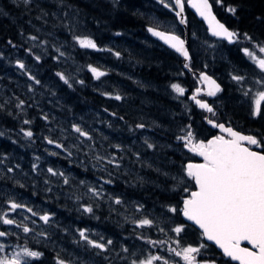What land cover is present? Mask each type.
Instances as JSON below:
<instances>
[{
    "label": "trees",
    "instance_id": "1",
    "mask_svg": "<svg viewBox=\"0 0 264 264\" xmlns=\"http://www.w3.org/2000/svg\"><path fill=\"white\" fill-rule=\"evenodd\" d=\"M210 2L213 3V11L217 18L231 31L237 32L238 37L234 39L233 44H227L221 41L217 42L216 40H214V38L210 39V37L205 33L206 30L203 24L199 20H197L192 12L185 6L184 14L186 16V24L188 30H186V34L188 37V47L191 52V59L188 63V66L195 70H206V72L212 73L211 75L215 76L221 84L223 90L221 89V93L219 92L220 96L217 95V99H215L213 102V105L215 107L214 112L216 114L211 113L209 116L211 117V119H214L216 122L220 121L227 125H232L234 127H237V124H240L242 126L247 122L250 123V126H252L253 123H261V126L257 127V129L261 132V134L264 135V111L254 119L252 111L250 109L251 97L254 96L255 93H257V90L262 87V84L257 83L256 80L257 78H261V80H264V71H260L258 73L257 67L253 64L254 61L244 52V49L247 48L255 55L261 54L259 52V47L264 46V0H221L220 3H216L215 0H210ZM3 4L5 5H0V8L4 12L6 11L5 13L7 17L4 18L0 16V51L2 47L7 48V46L5 45L6 39H10L12 41V38L15 37H20L19 39H23L25 48H29L30 43L24 38L25 36L30 34L32 36H36L37 38L39 37V40L43 39L42 44L46 47V50H44L43 53H38L36 50L33 51L35 53L34 55H41V59L39 61H35V69L36 71H38V73L36 74L38 75L40 86L38 88L36 87L30 89L32 95L28 94L24 89H22V91L26 95V97H22L21 95H19L20 100L24 101L23 107L27 106L29 108L30 115L35 113L38 117V120L35 122V124H31V127L33 128L32 130H34V134L41 135L44 131L48 132L46 128L48 125H50L49 122H46L47 120L41 122L40 119H44L43 113L45 112L52 119V121L59 117V113L55 111L56 105H59V109L64 110L63 106L69 109L70 112L77 115L82 124L86 125L87 123V127H89L90 129H97V126L100 122L101 117L99 116V113H97L100 100V97L98 95L99 91L97 89L98 83L90 81L92 80V73L87 70V67L89 65L94 64L96 54H94V52L90 49L81 48L78 42L74 39L75 36L90 37L96 41L98 46H102L104 42L106 43L107 41H110L117 32H122L123 35L122 38H116L123 39L124 37H128L129 39H132L136 44H142L139 40L143 41L145 39V42H150V47L148 50L138 51L139 54H135V57L131 58L133 61L131 67L132 70L134 69L135 74L132 77L141 78L142 76L143 80L146 82V84L142 86L143 88L146 87V89H140L139 87L141 86L135 87L136 85L132 84V82V87L128 84L130 86V89L133 91V94H130L129 99L126 97L128 96V94H124L123 96L127 98L126 102L136 101V106L133 105L134 109L132 110L131 104L129 107H127V110L129 112H132L134 115L128 113L132 115V117H129L130 121L122 123V128L124 131V129L128 126L130 129L131 127L134 128L140 124H144V127H147L148 125L154 139L153 147L150 148L155 154L154 156H152V159L155 162L153 168L148 169L147 171V173H149V177H147V179L141 178L140 174L144 170L141 169V165L137 162V165H134V167H136L135 169L137 175L135 176L136 178L133 177L131 180H133L139 186V188L137 189L138 191L147 192V195L151 197L153 203L157 201L159 202L161 199L165 198V194H163L162 191H158L156 186L162 184L163 186H165V188H167V185L169 184V187H173L176 183V180L172 178L174 176L184 174L186 163L189 160H192L190 156L184 153V150H182L183 152L177 151L178 147L176 148L175 142H184L183 140L177 139V137L186 135L189 127L193 133L194 142L198 140H204L206 142V140L208 139L207 134L211 133L210 128L206 125V123L203 122L204 120H201L205 115L204 111H198V109H195V106L192 105L188 100V95L196 86L195 80L192 79L193 77L190 76L191 74H189L184 68L178 66L179 63L181 65L182 60L178 58L177 55H175L171 51L169 52V50L167 49L165 50L164 47H162L160 44H157V42L152 40L147 34L146 29L148 26H155L158 28L164 26L155 25L154 23L149 21L147 19L149 18V16L148 14H145L146 12H144V10L154 11L162 19L167 18L166 21L170 26H172L176 22L174 20L175 17L173 13L167 11L164 6H162L164 7V10L154 9V5L149 0H27V2H25V0H3ZM16 5L18 7H16ZM229 8H235V13L229 12ZM32 9L34 11H32ZM27 23L29 25L33 24L34 27L31 28ZM41 23L43 26L41 25ZM45 23L50 27L48 25H45ZM18 31H21L23 35H19ZM44 31L49 33V38L47 37L48 39L43 37L45 34ZM182 32L183 30L181 29L180 33ZM197 33H201V35L204 36V38L206 39L205 44L207 45L206 50L199 53H196L193 49V42H195V39L197 38ZM245 34H247V37H251V39L246 38ZM52 36L57 37V39L59 40L65 39L64 41L69 42L71 47H73L72 53H70V56L67 57L69 59H57V57H59L58 51L52 49L48 43L49 41H47ZM73 40H75V43L73 42ZM92 52L93 54H91ZM70 65L72 67H70ZM171 66L176 69L175 73H169L170 70L168 69V67ZM65 67H67V69ZM121 67H123V64H121ZM136 67L138 69V73H135ZM148 67H150L151 70H148ZM129 69H127L125 73H128ZM158 69H160L161 71L163 70L165 73L160 75L159 73H157V71L155 72V70ZM182 70L184 71V73H179ZM247 70L249 71L247 72ZM237 71H244V73L246 72L245 78H247L248 81L238 83L236 80H234L233 74L237 73ZM255 71L258 74H255ZM71 72H73L74 74ZM57 73H63L68 78L69 83L65 84L64 81L61 80L57 75ZM172 74L174 75V77H172ZM49 79L52 82L48 83L46 87V89L48 90L45 91L42 88L41 83L45 87L46 81H49ZM4 80H7V78H3L2 74L0 73V83L2 84ZM125 80L126 78L123 77L122 83L125 82ZM80 81H83L84 83L79 84ZM171 82H179L178 84L185 89L186 92L183 95H186V97H184L183 100L181 98L177 99L172 97L173 93L175 95H177V93L171 90ZM94 83L95 85H93ZM22 84H30V82L27 81V83ZM69 84L71 85V88L69 87ZM165 85L167 86L166 92L168 93V98L166 96H163L161 93H154L153 91L148 89L152 87L163 90L162 87ZM239 86L241 88H239ZM50 90H52L53 92ZM35 92H39L41 93V95L38 97ZM238 92L240 94H238ZM245 92H247L248 95H245ZM36 99L39 102L35 103V105H40V108L34 107L35 105L32 104V102H35ZM110 99L111 98L106 100V102L110 104L114 103V98H112L111 100ZM5 107L6 108H2V105L0 104V133H3V135H0V157H4L6 159L11 157L12 155V157H14L12 158V161L13 159L18 158V161L20 162V164H22L20 165V167L26 165V171L29 172L28 166L29 164H31L30 159L32 158V154L30 152L31 146L25 147L24 145H21L22 143H24L23 139L27 137L22 138L20 136H14L10 133L12 132V130L18 131L19 119L17 120V117L13 115L14 112L10 111L12 108L11 104H8V106ZM147 110H150V112L152 113L151 116L147 114ZM201 112L204 114H202ZM15 120L18 122H16ZM250 126H247V128L250 129ZM43 127L45 128V130H42L44 129ZM237 128L242 129L240 127ZM61 130L62 128L55 133L59 134ZM176 135L177 137L175 138L174 136ZM163 137L165 141H163ZM15 139L19 142L15 141ZM8 140L16 145H12ZM166 140L169 142V149L166 148L165 144L168 143ZM138 147L140 149V152H146L145 149L141 146ZM156 155L158 156L155 157ZM26 158L27 160H25ZM64 161L61 162L65 164L66 161ZM61 162L60 160H58V162L56 161L55 163L57 165H60ZM13 163L16 165V167L18 166L17 160H15ZM36 163L37 162L35 161V164ZM2 168L6 171H9V169H12V171H14L15 169L17 170V168H10V166L8 165L0 166V171L2 170ZM157 169H161L163 173L169 174V182L165 180L166 178L163 177L162 172L158 171ZM63 173L64 175H66L64 171ZM58 179H56L55 181L61 180ZM173 180L174 183H172ZM0 183L2 182L0 181ZM62 189L63 188L61 187L58 188L57 194H54V197L57 198V200H55L54 202L56 205H60L59 199L61 198L60 194H62ZM173 196V194H171L170 196H166L169 199L170 204L173 203ZM69 219L70 218L56 220H61L59 224L62 225L63 223L65 224L64 226L68 227L69 230H67L66 232H68L69 234L75 233V230L78 231L77 229L79 228H86L87 224L94 225L100 228L99 230H106L108 228L110 229V225L112 223L110 220H108V218L93 219L88 221V223L85 220L83 221L82 218L76 217L75 215L73 216V219ZM133 221L136 220H129L128 223L123 224V222H120V220H118L117 222H119V224L117 223L115 226H117L118 229H121V232H123V230L134 231L135 229L139 231L141 228H144L141 227L139 229L136 224L133 223ZM105 222H107V224ZM166 223V220H162L161 217H158L157 221H154L153 226H147V229L150 231L156 230L157 232H159L161 227L165 226ZM112 224L114 225V223ZM63 234L64 232H60V235ZM66 244L69 247V250L72 249L76 254L81 255L82 246L78 247V245H81L80 242ZM210 247L215 253H217V249L214 246ZM64 257L65 258L63 259L67 260L68 254L64 255ZM38 263L56 264L55 252L51 253L50 258L48 259L35 260L30 264Z\"/></svg>",
    "mask_w": 264,
    "mask_h": 264
},
{
    "label": "flooded vegetation",
    "instance_id": "2",
    "mask_svg": "<svg viewBox=\"0 0 264 264\" xmlns=\"http://www.w3.org/2000/svg\"><path fill=\"white\" fill-rule=\"evenodd\" d=\"M19 38L20 37L12 38V41L10 39L5 40V45L7 46L8 51H6L7 48H4V47L1 48L0 54L2 56L1 55L0 56L3 59V61H5V63H6L5 68H7V69H5V71L8 72L9 75L14 76L13 70L15 71L17 69H20L16 64V61H17L16 58L20 57V58H22V62L25 64V69L23 70V73H26L27 76H29V77L35 75V77L38 80V76L36 74L37 72L33 73V71H36V69H35V66H36L35 65V60H36L35 57H36V55H34L35 53L33 52L35 49H33L34 47H31V43L33 41H31V42L28 41L30 43L29 44L30 47L25 48L24 47L25 44L23 42V39H19ZM36 41L37 40H35V42ZM69 45H70V43H68L66 46L62 45V48L63 49L68 48L70 50V52H72L73 47H71V45L70 46ZM29 49L31 51H29ZM103 53L104 54L99 52L97 54L96 52H94V54H96V56H98V61L101 62L103 65L99 69L101 71H104L107 74V76L105 75V77H104L105 79L103 77H101L100 81L98 83V88L100 89V90L98 89L99 90L98 95L100 97V100H99V106H98L97 111H98L101 119L99 122L100 125L98 124V128L99 127L100 128L98 129L99 133H98L97 138H95V136L88 131L90 136H91V140L94 141L95 146H98V151L96 152L95 149H89L88 152L86 153V156H87L86 162H96L95 157H97V156L102 157V159H100V162L103 161V163H104V164L101 163V165H102L101 167L104 169V173L102 174L101 171L99 169H97L96 167L86 168L84 170L83 178H85L86 180H88L92 183L91 184L85 183V185H84V190H85L84 198L82 200H80V199L75 197V194H74L75 191L72 189L73 184H71L69 182L68 184H66V186L61 191L62 194H61V198L59 199L60 205H56L54 202H55V200H57V198H55L49 190V183L48 182L50 180L48 181L47 178L45 176H43L42 174H37L35 172H31V171H34L33 166L31 164H29V168H31V169L27 173L26 177H24L23 172L26 171L25 168L27 166L23 165L22 170H20V171L17 170L18 172L21 173L20 184L15 185L14 182L11 180H10L11 185L6 184L5 181H1L2 183H0V185H1L0 186V214L2 212H7L8 214H11V215L13 214V212L8 211L9 206H7L8 204L6 203L7 200H6L5 194L10 192V191L12 193L14 192L17 200L25 199L26 202L28 203V204L26 203V206L32 208L33 211L37 213L36 216H32L31 213L27 212L26 208L25 209H18L19 212L25 213L29 217L28 220L31 218L32 221H35V223H32V225L30 227L31 229H33V231H31L29 233H24L22 231V228L17 227V225L15 226V224L14 225H4V224L0 223V231H4V232L6 231L8 233H11L10 235L6 236V240H4L5 237H0V244H3L4 246H7V245L10 246V242L13 241L14 239L17 240L18 242H24L25 241V242H27L28 248H32V249H35L36 251L43 253V255L39 258H32L30 260V263H32L35 260L48 259V258H50L51 253H54L55 252L54 250H56V249H53L50 246L45 247V245H43L42 243L43 242H50V240L54 239V237L56 235L49 232V234L40 236V233H37L34 230L35 226L45 225L43 223V221H41V220L39 221L40 215L49 214L51 216V220H50L49 224H47V226H49L50 229H55L57 219H68V218H70L69 220H71V219H73L74 215L76 217L82 218V220L83 221L85 220L87 223L90 220L99 219V218L103 217L105 219L108 218V220H110L112 223H114V225L111 223L112 226L110 225V229L99 230L100 228H98L94 225H88V224H87L86 228H84V229H88V235L91 239L100 240V238L102 237L103 240H100V242H106L107 240L111 239L113 241V244L108 246L106 251H102L100 249L91 247L85 241L82 240V253H81L80 259L74 260L73 259L74 256H72V258H71V255L69 254L68 255L69 260L67 259L66 261H71L72 264H74V263L75 264H81V263L82 264H102L101 261L103 262V264L104 263L105 264H131V261L133 259L143 260V259L148 258L149 255H156V256L164 257V259H167L169 264H185V261H183V259L181 257L176 256L174 252L170 251V249L174 248L177 251H179L183 247H187L189 245H191L193 247H198L201 243H204V244H206V247L201 250V253L199 255H197L198 261H201V262L207 261L208 264H211V262L213 260L215 261V264H238L237 262L233 261L231 258L224 256L218 250H217V253H215L212 250V248L210 247V246H214V245L207 243L204 240V238L201 234V231H199L196 227H194V225H192L190 222H188L187 219H185V217L179 211L183 207L182 200L184 198H186L190 194L191 191L197 190L196 186H195V181L192 180L190 177H187L186 170H184V172H185L184 174L177 175V176H174L172 178V179L176 180V185H174L173 187L169 188V184L167 185V188H165V186H163L162 184H160L159 186H156L158 191H162L163 194H165V198L161 199L159 202L157 201V202L153 203V200L151 199V197H149V195H147V192H140L137 190L139 188V186L133 180H131L133 177H135L137 175L136 174L137 172L135 169L136 167H134V165L137 162H139L137 157H140V159L142 158L140 160L142 162V165L140 167L144 171L140 174V176H141V178H145V179H147V177H149V175H148L149 173H146V172L148 171V169L153 168L152 156H154L155 154L152 152L153 150L150 147H148V145L149 144L153 145L154 139H153V136L151 134L149 127H143V129L142 128L140 129V127L136 126V127H134L133 130H132V128H131V130L129 128H125L123 131L122 123L130 121L129 117H132V115H130L128 113L133 114L132 112H129L127 110V107H129L131 104V110L134 109L133 105L136 106V101L126 102V99L127 98L129 99V96H130V94L131 95L133 94V91L131 89L129 90V88H125V89H122L118 94H115V95H120L122 97L124 94L125 95L128 94V96H126L127 98L125 96L122 97V100L121 99L116 100L114 98V103H111V104H108L106 102V100H108L109 98L115 97V95H113V97H112L111 96L112 94L110 93L111 95L105 96L104 95L105 90L102 89V88H105L104 81L107 79L108 76L111 77V75H109V73H108L109 71L107 70L106 66H104V65L106 63L112 61V59L110 60V58L108 56V52H103ZM127 55L129 57H133V56L135 57V55L132 53L127 54ZM3 56H4V58H3ZM100 56H101V59H100ZM30 57H31V59H29ZM130 60L132 61L131 58H130ZM11 63L13 66L10 67L9 64H11ZM32 65H34V66H32ZM256 66H257V64H256ZM26 67H27L28 71H31V75H30V73H28L26 71ZM123 67H125V70H127L131 66L127 67L123 63ZM123 67H121V65H120V68H123ZM87 70L90 71L89 67H87ZM257 70H258V72L261 71L258 66H257ZM128 73L130 74V76L135 75L134 69L132 70V67L129 69ZM135 73H138L137 67L135 68ZM28 79H30V78H28ZM92 80L95 82V78H94L93 74H92ZM92 80H90V81L93 82ZM49 81L52 82L50 79H49ZM257 81H259L258 78H257L256 82ZM33 82H35V81H33ZM131 82L132 81H130L129 79L126 78L124 83L129 84L131 86ZM16 83H17V81H16ZM132 84H133V82H132ZM4 85H7L8 89L9 88L11 89V85L8 82V80H4ZM94 85H95V83H94ZM13 89H14V87H13ZM14 90L17 91L18 97H16V99L20 100L19 95H21L22 97H26V95L23 93L22 90H20V88H17ZM260 91H264V89L262 88ZM63 108L65 109L64 106H63ZM250 109H251L252 115H253L254 106L253 107L250 106ZM214 110H215V107H214ZM263 111H264V103H262V106H261V112H263ZM147 114L151 116L152 113L150 112V110H147ZM257 116L258 115H253L254 119L257 118ZM108 118H109V120H108ZM65 119H67L68 123L62 128L61 131L68 128L69 124L72 122V116L71 117H65ZM203 119H204V117H203ZM106 122H107V124H105ZM217 123H220V121H217ZM253 124H252V126H250V123H248V122L242 126L240 124H237V127H240L242 129H239V128L234 127V126L229 125V124L228 125L225 124V125L230 126L234 130L241 132L245 135L256 136L257 139L261 140V142H262L261 145L260 146L252 145L250 147L254 151H260V150L264 149V135L261 134V132L257 129V127L261 126V123H259V124L253 123ZM247 126H250L251 128L249 129V128H247ZM210 130H211V133L207 134L208 139L212 136H219L220 135V133L218 131L212 130V129H210ZM102 131H104V132H102ZM105 131H107V132H105ZM132 131H134V132H132ZM137 131H138V133H136ZM35 135L38 139L37 147L35 149H33L31 147V151H37V152H39V154H41L44 150L42 146L44 145V146L48 147L49 145L42 141V137L40 134H35ZM163 136H164V134H163ZM196 138H197V134H196ZM85 139H87V138H85ZM162 139H163V141H165L164 137ZM87 140H89V139H87ZM198 141H200V140H198ZM195 142H197V141H195ZM184 144H185V141L183 143L180 141L175 142V145L178 147L179 152L184 150L185 151L184 153L186 155L188 154V156H190L192 158V160H190L189 162H195V163L201 162L202 160L200 158H198L193 152H191L189 150V148L184 147ZM165 145H166V148L169 149V147H168L169 142ZM83 146H84V144H83ZM117 146H119L120 149ZM128 146L131 147L132 149H136L138 146H141L142 148L145 149L146 152H140V155L137 152H134V153L131 152V153L127 154L130 157V159L125 157L126 159L123 160L122 159V151L126 150V147H128ZM157 156L158 155H156L155 157H157ZM113 157L116 159L117 163L119 164V167H117L115 164L108 162ZM97 161L99 162V160H97ZM149 161H151V165L147 166ZM143 162H146V163L144 164ZM54 167H53V169L56 170ZM70 167H71L70 164H63V171L66 173V175H64V176H66L68 179L74 173L73 168L72 167L70 168ZM106 168L110 169L111 171L106 169ZM11 172H15V171H9V173H11ZM30 173L33 174L32 175L33 180H28V179L26 180V178L30 176ZM100 174H101V176H100L101 179L100 180L96 179L95 176L100 175ZM47 175L49 177V175H51V174H47ZM162 175H163V177L166 178L165 180H167L169 182V174L162 172ZM142 176H144V177H142ZM16 177L19 178L18 175ZM38 177H40V179H38ZM54 177L55 176L52 175V178H54ZM30 181L32 182L33 186L29 185ZM108 181H111V183H108ZM23 183L26 184V186H25L26 188L19 187ZM16 186L18 188H16ZM4 187H7L8 190L4 189ZM85 187L86 188L87 187H89V188L95 187L100 191L102 189V191H101L102 195L100 197H97V199H95L94 201H90L89 199H92L96 196H94L89 191V188L86 190ZM173 188H174V191H173ZM184 188H187L188 192H185L183 190ZM24 189H26V191ZM170 190H172V191H170ZM176 191H177L178 195L176 194ZM171 194L174 195L173 199H172V201H173L172 204L169 203V199L166 197L167 195L170 196ZM116 198L121 199L123 201V203L119 204V205L115 204L114 201ZM84 200H86V201H84ZM174 201H176V202H174ZM163 204H164V206H163ZM29 205H31V206H29ZM89 205L93 207V210H94L93 213H86L83 211L84 206H89ZM61 206H63V207H61ZM171 207H176L178 209V211L175 213L171 212L169 210ZM137 209H139V210H137ZM121 210H123V211H121ZM122 213H127V214L131 213V215L135 216L136 219H138V220L144 216L149 217L152 220L157 219L158 217H161V218L165 217L167 219L169 217H173V222L168 223L169 220L166 219L167 223L165 224V228L163 229L164 230L163 232H161V231L157 232L156 230L150 231V230L145 229V228H141L139 231H137V230H134V231L133 230H127V231L123 230V232H121V229H118V227L115 226L117 224L115 222V220H116L115 218H117V219L120 218V222H123L125 219L121 217ZM23 218H25V217H23ZM17 223L20 224L23 222L19 221ZM178 225H184V231L181 232L179 235H177L174 231H172V229H174ZM111 229H112V231H111ZM160 233H161V235H160ZM30 235H32V236H30ZM10 236H12V237L10 238ZM24 237H25V239H24ZM30 237H31V239H30ZM50 238H52V239H50ZM149 240H151V241H165L166 243L152 245V244L148 243ZM177 241H178V243H177ZM245 246L249 247L248 245H245ZM124 248L128 249L127 253H125L122 250ZM137 249H140L141 253L135 252V250H137ZM77 262H79V263H77ZM153 264H164V261L163 260L154 261Z\"/></svg>",
    "mask_w": 264,
    "mask_h": 264
},
{
    "label": "snow or ice",
    "instance_id": "3",
    "mask_svg": "<svg viewBox=\"0 0 264 264\" xmlns=\"http://www.w3.org/2000/svg\"><path fill=\"white\" fill-rule=\"evenodd\" d=\"M27 2V0H25ZM189 4L203 17L209 25V30L213 35L217 37L226 38L229 41L238 37V33L229 30L225 24L217 20L213 13V3L210 0H187ZM216 3H220L221 0H215ZM164 3V0H161ZM171 7L172 5H165ZM174 6L178 9L175 14L181 18V23L186 21L183 18V12L185 7V0H174ZM229 12L235 13V8H229ZM149 32L152 35L159 37L171 48L175 49L178 53L189 58V53L185 47V41L180 36L174 33L159 31L156 28H149ZM245 37L251 39V37ZM35 41L38 38L36 36L29 37ZM74 39L78 42L81 48L97 49L98 45L95 40L90 37L75 36ZM29 51H31L29 49ZM59 52V49H57ZM244 52L254 60L261 71H264V58L257 57L252 51L245 48ZM259 52L264 53V46L259 47ZM117 57L120 56L119 52H116ZM59 56H64L63 52H59ZM59 57H57L58 59ZM35 59L39 61L40 56H36ZM17 66L20 69H25V64L17 60ZM89 70L93 74L94 78L99 80L105 76L106 73L101 71L98 67L89 65ZM188 67V65H185ZM61 80L65 84H68V78L63 73H57ZM31 80L39 84L40 81L34 76L29 77ZM201 81L207 85V95L215 96L221 91L220 85L216 83L212 77L201 73ZM236 81L244 79L242 76H233ZM83 83V81H80ZM257 83L264 84V81H257ZM69 87L71 85L69 84ZM172 89L178 94H184L185 89L179 84H172ZM201 89H196V94L200 93ZM104 95H111L110 93H104ZM197 95H193V99L196 104L208 112L215 114L213 107L206 101L197 99ZM245 95H248L245 92ZM116 100L122 99L120 95H115ZM264 103V91H260L256 94L254 100L253 115L261 114V106ZM24 101L20 100L17 107L23 106ZM48 117L45 116L44 119ZM25 124L31 123L25 120ZM209 124H213L214 127L221 129L223 133H227V138L224 135L215 136L212 139L200 140L194 142V136L192 131H187L186 135L177 137V139L185 141L184 146L189 148L193 153L203 158L202 163H188L186 165V175L195 181L196 189L191 191L190 194L182 200L183 207L179 210L187 220L192 221L201 230V234L208 241H212L218 246L223 255L230 257L232 260L239 261V264H264V149L260 151H254L250 146L261 145V140L257 139L254 135H244L238 131H235L231 127H226L224 124H215L212 120H208ZM138 127L143 128L144 125L140 124ZM75 133L79 136L85 137L91 140L89 132L84 131L79 125H72ZM3 135V133H0ZM26 137L31 138L33 132L31 130L24 131ZM49 144H56V147L63 148V144H58L52 139H48ZM119 147V146H117ZM148 147H153L149 144ZM56 153H53L55 155ZM71 155V152H68ZM97 160L102 157L97 156ZM119 167L116 159L113 157L108 161ZM36 165H33L35 170ZM12 171V169H9ZM47 171L53 175H59L64 178V183L68 184L69 180L64 176L63 172L57 173L53 168H48ZM81 183H84L81 181ZM111 183V181H108ZM188 192L187 188L183 189ZM89 191L96 197L102 195L101 191L95 187L89 188ZM8 211L15 212L18 209H25L32 216H36L37 213L32 208L27 207L25 204L17 203L15 200H9ZM115 204H122L123 201L116 198ZM142 207V206H141ZM139 210V209H137ZM175 213L178 211L176 207L169 209ZM83 211L86 213H93L92 206H84ZM28 219V217H25ZM39 220L44 224H49L51 216L44 214L39 216ZM0 223L4 225H14L21 227L24 233H29L33 229L29 228L27 224H18L16 220L9 218L8 213L0 214ZM35 223V221H32ZM137 227L153 226L154 221L147 217L133 221ZM161 232L164 230L161 228ZM177 235L184 231V225H178L172 229ZM80 239L85 241L93 248L106 251L108 246L113 244L111 239L106 242H100L103 240L91 239L88 235V229H79ZM11 233L0 231V237H5ZM40 235H46V233H40ZM244 242H247L251 247L242 246ZM148 243L152 245L164 244L165 241H151ZM178 243V241H177ZM4 245L0 244V252L4 251ZM206 247V244L201 243L198 247L191 245L183 247L177 251L172 248L170 251L174 252L176 256L181 257L185 264H208L207 261H198L197 255L201 253V250ZM125 253L128 252L127 248L122 249ZM43 253L39 251H32L27 247H23L19 252H15L10 258L8 256L0 257V264H29V261L25 258H39ZM163 260L164 264H169L164 257L149 255L148 258L143 260L133 259L131 264H153L154 261ZM57 264H71V261L64 259H57ZM211 264H215L213 260Z\"/></svg>",
    "mask_w": 264,
    "mask_h": 264
},
{
    "label": "rangeland",
    "instance_id": "4",
    "mask_svg": "<svg viewBox=\"0 0 264 264\" xmlns=\"http://www.w3.org/2000/svg\"><path fill=\"white\" fill-rule=\"evenodd\" d=\"M0 1H2L1 3H0V5H4V4H2L3 3V0H0ZM149 1H151L152 2V4L154 5V8L155 9H157V10H163V8H161L162 6H164V3H167V4H169V5H172V0H164V3H161V0H149ZM157 2V3H156ZM157 4V5H156ZM0 16H2V17H7L6 16V13L0 8ZM144 12H146L145 14H148V16H149V18H147L149 21H151L152 23H154L155 25H159V26H164V27H161V28H163L164 30H167V31H170V32H173V33H176V34H178V35H180L181 37H183V34L182 33H180V30H181V28H179V26L177 27V23L175 22L172 26H170L168 23H167V21H166V19H162V18H160L154 11H146V10H144ZM157 21V22H156ZM28 24V23H27ZM153 24V25H154ZM29 25V24H28ZM31 28L32 27H34V25L32 24V25H29ZM18 33H19V35H23V33L21 32V31H18ZM44 33L46 34H44V36H45V38H47V36H49V33L48 32H45L44 31ZM122 35H123V33L122 32H117L116 34H115V36L114 37H112L111 38V40L110 41H107L106 42V44L104 43L102 46H98V48L99 49H101V47H102V50H100L99 52H101V53H103V52H108V56H109V58L110 59H112V61H110V62H108V63H106L104 66H106V68H107V70L109 71V70H111V71H109V73H111V74H109V75H111V77H109V78H107L105 81H104V85H105V88H102V89H104L105 90V93H111L112 95L111 96H113V95H115V94H117L118 92H120L122 89H125V88H129V90H130V86L128 85V84H126V83H122V79H123V77L124 78H127V79H129L130 81H132L133 82V84L135 83V85H136V87H138V86H141V87H139L140 89H142V90H145L146 89V87L145 88H143V86L142 85H144V84H146V82L143 80V78L141 77V78H137V77H132V76H129V74L128 73H125V67H123V68H120V65L121 64H125V66H131L132 64H133V61H131L130 60V58H132V57H129L127 54H139V52L138 51H144V50H148L149 49V43L150 42H145V40L143 41V43L142 44H136L132 39H129L128 37H124L123 39H120V38H122ZM32 35L30 34V35H27V36H25V40L26 41H30L31 42V39L29 38V37H31ZM116 37H120V38H116ZM52 39H49V40H47V41H49L48 43H49V45L51 46V48L52 49H54V50H57V49H59V52H63L64 53V56H59V58H67V57H69L70 55V53H72V52H70V50L69 49H63L62 48V45H67L69 42H67V41H64V40H59V39H57V37H51ZM115 38H116V40H115ZM29 39V40H28ZM42 41L43 40H39V39H37V41L35 42V41H33L32 42V46L34 47V49L38 52V53H43V51L44 50H46V47H45V45H43L42 44ZM63 41V42H62ZM115 41V42H114ZM117 41V42H116ZM140 41V43L142 42V40H139ZM58 44H57V43ZM145 42V43H144ZM205 42H206V39L204 38V36L203 35H201V33L199 34V33H197V38L195 39V42H193V49H194V51L196 52V53H199V52H201V51H204V50H206V48H207V45L205 44ZM35 43V44H34ZM112 43H113V45H112ZM35 46H34V45ZM53 44V45H52ZM107 44H109V45H107ZM128 44V45H127ZM147 44V45H146ZM108 47H110V49H109V47L107 48L106 46ZM115 45V46H114ZM53 46H55V47H53ZM112 46V47H111ZM116 47V48H115ZM36 48H40V49H36ZM57 48V49H56ZM112 49H114V50H112ZM91 51H93V52H96V53H98V51H96L97 49H90ZM104 50V51H103ZM110 50V51H109ZM58 52V53H59ZM115 52H119L120 53V55H122V56H119V57H117L116 55H115ZM112 53V54H111ZM1 55V54H0ZM153 55V54H152ZM151 55V56H152ZM2 56V55H1ZM257 57H259V58H264V53H261L260 55H256ZM134 57V56H133ZM16 58V57H15ZM67 59H69V58H67ZM127 59V60H126ZM252 59V58H251ZM16 60H20V61H22V58H20V57H17L16 58ZM124 60V61H123ZM253 60V59H252ZM98 61V56H96V58L94 59V64H92V66H94V67H96V66H98L99 68H101L103 65H102V63L101 62H97ZM130 61V62H129ZM254 61V60H253ZM96 62V63H95ZM120 63V64H119ZM128 63V65H126ZM98 64V65H97ZM253 64L256 66V63L255 62H253ZM9 66L11 67V66H13L12 65V63L11 64H9ZM6 67V63H5V61H3L2 60V58L0 57V73L2 74V77L4 78V77H6L7 78V80H8V82L10 83V85H11V89L9 88L8 89V87H7V85H4V81H3V83L1 84L0 83V104L2 105V108L4 107V108H6L5 106H8V104H11V110L10 111H13L14 112V116L15 117H17V119H19V122H18V131H12V132H10L12 135H14V136H22L23 138H24V131H27V130H31L32 132H33V130L31 129L32 127H31V124L32 123H35L38 119V117H37V115L34 113V114H32V115H30V111H29V108L27 107V106H21V107H17V106H15L17 103L19 104V102H20V100L19 99H16V97H17V91H15L14 89H17V88H21V89H23L24 88V90L28 93V94H30V95H32V93L30 92V89H32V88H38L39 86H40V84H36L35 82H33L31 79H28L29 78V76H27V74L26 73H23V70L24 69H17V70H13V74H14V76H11V75H9L8 74V72H6L5 71V68ZM257 67V66H256ZM148 70H151V68L150 67H148L147 68ZM168 69L170 70L169 71V73H175V68H173V66H171V67H168ZM114 70V71H113ZM26 71L28 72V73H30V75H31V71H28L27 70V67H26ZM157 71V73H159L160 75H162V74H164L165 72L162 70H160V69H158V70H155V72ZM5 72V73H4ZM37 71H33V73H36ZM179 73H181V74H183V72L182 71H180ZM233 74V73H232ZM34 75V74H33ZM35 76V75H34ZM233 76H242V77H244V79L243 80H241V81H237L238 83H242V82H244V81H248L247 80V78H245V74H244V72L243 71H237V73H234L233 74ZM172 77H174V75L172 74ZM259 81H264V80H261V78L260 79H258ZM16 81H17V83H16ZM27 81L28 82H30V84H25V85H23L22 83H27ZM32 81V82H31ZM99 81H100V79L99 80H97V79H95V82L96 83H99ZM22 82V83H21ZM50 81H46V86L44 87L43 86V84L41 83V86H42V88L45 90V91H47L48 89H46V87H47V85H48V83H49ZM174 83H176V84H178L177 82H171V84L170 85H172V84H174ZM22 84V85H21ZM261 84V83H260ZM128 85V86H127ZM169 85V86H170ZM241 86V85H240ZM240 86H239V88H240ZM13 87H14V89H13ZM27 87V88H26ZM132 87V86H131ZM171 87V86H170ZM119 90H118V89ZM264 89V84H262V87L259 89V90H257V93L258 92H260V90L261 89ZM148 89H150L151 91H153L154 93H161L163 96H166L167 98H168V93L166 92L167 90V86L165 85V86H163L162 87V89L163 90H159V89H156V88H152V87H150V88H148ZM171 90H173L172 89V87H171ZM115 91V92H114ZM173 92H175L174 90H173ZM186 92V91H185ZM184 92V93H185ZM36 93V95L39 97L40 95H41V93H39V92H35ZM176 93V92H175ZM256 93V94H257ZM127 94V93H126ZM172 94V93H171ZM256 94L254 95V96H252L251 97V101H250V105L253 107L254 106V100H255V98H256ZM173 98H177V99H184V97H186V95L184 96L183 94L181 95V94H178L177 93V95H175L174 93H173V96H172ZM35 99V98H34ZM15 100H16V102H15ZM4 101V102H3ZM8 101H10V102H8ZM39 101L36 99V101L34 102H32V104H34L35 105V103H38ZM13 103V104H12ZM17 104V105H18ZM34 107H37V108H40V105H35ZM55 108H56V112H58L59 113V117H57L54 121H52V119L48 116V114L45 112V113H43V117H45V116H47L48 118L47 119H43V118H41L40 119V121L41 122H43V121H45V120H47L46 122H49V124L50 125H48L47 126V130H48V132H44V133H42L41 135H42V141L44 142V143H47L49 146L48 147H46V146H44V147H46L45 148V151H43L42 153H41V155L39 154V152H37V151H30V152H32L31 154H32V158L30 159V162H31V164L32 165H34L35 164V161L37 162L35 165H36V168H35V173H37V174H42L43 176H45L46 178H47V180L49 181V190H50V192H51V194L53 195V196H55L54 194H57V189L58 188H64L65 186H66V184L63 182L64 181V178L63 177H61V176H59V175H56L54 178H52V175H49V177H48V175L47 174H50L48 171H47V169L48 168H53L54 167V165H57L55 162L57 161L58 162V160H60V162L62 161V160H66L67 162L65 163V164H70V165H72L71 167L72 168H74L73 170H74V173L71 175V177L68 179L69 180V182L71 183V184H73L72 185V189L75 191V197H77L78 199H80V200H82L83 198H84V184L85 183H92V182H90V181H88V180H86L85 178H83V174H84V170L86 169V168H93V167H96L97 169H99L100 171H101V173L103 174L104 173V169L101 167V164H100V160H99V164H98V162H97V159H96V157H95V160H96V162H86L87 161V156H86V153L88 152V150L89 149H95L96 150V152L98 151V146H95V143L92 141V140H87V139H85V137H81V136H79V134L78 133H75L74 132V130H73V128H72V125H74V124H76V125H79L84 131H89L90 133H96V134H98L99 133V130H98V126H97V129H90L89 127H87L86 125H84V124H82V122L80 121V119L77 117V115L76 114H74V113H72V112H70V110L69 109H67V108H65L64 110L63 109H59V105H56L55 106ZM67 110V111H66ZM73 115H72V114ZM70 115V116H69ZM72 116V122L69 124V126H68V128L67 129H65V130H63V131H61L59 134H55V132H58V130L59 129H61V128H63L67 123H68V121H67V119H65V117H71ZM25 120H27V121H30L31 123H29V124H25L24 123V121ZM85 127V128H84ZM87 127V128H86ZM50 129H52V130H50ZM57 130V131H56ZM96 130V131H95ZM21 134V135H20ZM93 134V135H94ZM95 134V138H97V136L98 135H96ZM26 137V136H25ZM46 137V138H45ZM78 137V138H77ZM5 139V138H4ZM26 139V140H25ZM48 139H52V140H54V141H56V143H60V144H65L64 145V147L63 148H58V147H56V144H49L47 141H48ZM6 140V139H5ZM30 140V141H29ZM34 140V141H33ZM59 140V141H58ZM138 140V139H137ZM9 141V140H8ZM15 141H17V142H19L18 140H16L15 139ZM23 141H24V143H22L21 145H24L25 147L26 146H31L33 149H35L36 147H37V141H38V139H37V137H36V135L35 134H33V136L29 139V137H27V138H24L23 139ZM26 141V142H25ZM10 142V141H9ZM28 142V143H27ZM64 142V143H63ZM12 145H16V144H14L13 142H10ZM32 143V144H31ZM81 143V144H80ZM69 146H67V145ZM83 144H84V146H83ZM42 146V147H43ZM70 147H71V149H70ZM97 147V148H96ZM177 148V147H176ZM62 149V150H61ZM23 151V150H22ZM178 152H179V149L177 150ZM67 152H71V155H68V153ZM131 152H137L139 155H140V149H139V147H137L136 149H132L131 147H126V150H124V151H122V159L124 160L125 159V157L126 158H128V159H130V157L127 155V154H129V153H131ZM14 153H15V151H14ZM46 155H45V154ZM53 153H56L55 155H53ZM35 154V155H34ZM44 154V155H43ZM60 154V155H59ZM126 155V156H125ZM10 156V155H9ZM35 156V157H34ZM74 156V157H73ZM39 157V158H38ZM63 157V158H62ZM73 157V158H72ZM12 158H14V157H9V158H4V157H0V166H5V165H8V166H10V168H17V170H19V166L21 165L20 164V162L18 161V158H16V160L19 162L18 163V167H16L15 166V164L13 163V161L15 160V159H13V161H12ZM66 158V159H65ZM70 158V159H69ZM137 159H138V163L140 164V165H142V162L140 161V157H137ZM42 160V161H41ZM52 160H53V162H52ZM82 160V161H81ZM41 161V162H40ZM45 161V162H44ZM42 162H43V164H42ZM154 160H152V165H154ZM10 163H12V164H10ZM62 163V164H61ZM60 163V165H57V166H55L54 168L56 169L55 171L57 172V173H59V172H62L63 171V162H61ZM144 164L146 163V162H143ZM74 164V165H73ZM148 165H151V161H149V163L147 164V166ZM7 167V166H6ZM5 167V168H6ZM21 169L20 170H22V167H20ZM81 168V169H80ZM2 170H3V168H2ZM0 171V181H5V183L6 184H9V185H11L10 184V180L11 181H13L14 182V184L15 185H18V184H20V181H21V178H20V175H21V173L20 172H18L17 170H15V172H16V174H15V172H11V173H9V171H6V170H4V172L3 171ZM28 170H30L29 169V166H28ZM158 171H161V169H157ZM6 173V174H5ZM13 173V174H12ZM28 173L27 171H25V172H23V174H24V177L26 176V174ZM4 175V176H3ZM19 176V178L18 177H16V176ZM33 174H31L30 173V177H27L26 179H28V180H33V178L31 177ZM100 176H101V174L100 175H96L95 176V178L96 179H98V180H100L101 178H100ZM58 178H60L61 180L60 181H55L56 179H58ZM71 178H73V179H71ZM83 178V179H82ZM77 179H79V180H77ZM75 181H77V182H75ZM81 181H83L84 183H81ZM18 182V183H17ZM80 182V183H79ZM25 186H26V184L25 183H23L22 185H20V187H23V188H25ZM48 187V186H47ZM56 187V188H55ZM52 188V189H51ZM89 187H85V189L87 190ZM4 189H6V190H8V188L7 187H4ZM3 189V190H4ZM83 190V191H82ZM101 191H102V189H101ZM5 197H6V200L7 201H9V200H15L16 202H18V203H21V204H25L26 205V200L25 199H20V200H17L16 199V196H15V193L13 192H8V193H6L5 194ZM59 199V198H58ZM95 199H97V197H94V198H92V199H89L90 201H94ZM29 206H31V205H29ZM61 207H63V206H61ZM121 211H123V210H121ZM2 213H6V212H2ZM1 213V214H2ZM17 213V214H16ZM18 214H20V215H18ZM24 217H28L25 213H23L22 214V212H19L18 210H16L15 212H13V214L11 215V214H8V216H9V218H12V219H14V220H16L17 222L18 221H22L24 224H27V226L30 228L31 227V225L30 224H32V220L31 219H24L23 218V216ZM12 216V217H11ZM16 218H15V217ZM121 217L122 218H124L125 220L123 221V224H126V223H128L129 222V220H138V219H136V217L135 216H132L131 215V213L130 214H127V213H122V215H121ZM143 218H145V216L144 217H142L141 219H143ZM147 218H149V217H147ZM20 219V220H19ZM22 219V220H21ZM149 219H151V218H149ZM167 218H162V220H166ZM26 220V221H25ZM120 220V219H119ZM140 220V219H139ZM167 220H169L168 221V223H172L173 222V217H169ZM61 220H58V221H56V227H55V229H50L49 228V226H47V224H45V225H38L37 227L35 226V228H34V230L36 231V232H38V233H46V234H49V232H51L52 234H54V235H56L55 237H54V239H52V240H50V242H43L42 244L43 245H45V246H52V248L54 249H56V250H54L55 251V262L57 263V259L59 258V259H63L64 258V256L63 255H65V253L66 254H70L71 256H74V258L76 259V260H79V258H80V256L81 255H78V254H76L75 252H74V250H72V249H70L69 250V247L67 246V244L66 243H79L80 242V244L81 245H78V247H81L82 246V242H81V239H80V236H79V232L78 231H76L75 230V233H72V234H69L68 232H66L67 230H69L68 229V227L67 226H64V225H59V222H60ZM154 221H157V219H154ZM55 223V222H54ZM168 225V224H167ZM41 227V228H40ZM33 228V227H32ZM78 228V227H77ZM139 229L141 228V227H138ZM144 228L145 229H147V226H144ZM162 229H164L165 228V226H163V227H161ZM58 229V230H57ZM80 229V228H79ZM79 229H77V230H79ZM50 230V231H49ZM136 230V229H135ZM60 232H64V234L63 235H61L60 236ZM160 235H161V233H160ZM30 236H32V235H30ZM58 238H60V239H58ZM68 238V239H67ZM64 239V240H63ZM67 239V240H66ZM63 241V242H62ZM65 242V243H64ZM24 243V244H23ZM50 243V244H49ZM56 243V244H55ZM48 244V245H47ZM65 244V245H64ZM23 247H27V242H18L17 240H13V241H11L10 242V246H5L4 247V251L3 252H0V257H3V256H8L9 258L15 253V252H19ZM28 248V247H27ZM60 248V249H59ZM30 250H32V251H36L35 249H32V248H29ZM78 249H81V248H78ZM65 251V252H64ZM71 251V252H70ZM62 252V253H61ZM135 252H138V253H141V251H140V249H137V250H135ZM143 253V252H142ZM59 255L61 256V257H59ZM73 258V259H74ZM25 259H27L28 261H29V264H30V260L32 259V258H25ZM74 259V260H75Z\"/></svg>",
    "mask_w": 264,
    "mask_h": 264
},
{
    "label": "water",
    "instance_id": "5",
    "mask_svg": "<svg viewBox=\"0 0 264 264\" xmlns=\"http://www.w3.org/2000/svg\"><path fill=\"white\" fill-rule=\"evenodd\" d=\"M172 4H173L172 13L174 14V17H175V19H176V22H177V23H178V24H179L184 30H186V26H187L186 22H185V23H181V18H180V17H177L176 14H175V12H176L178 9H176L175 6H174V0H172ZM185 5H186L187 8L192 12V14L195 16V18H196L197 20H199V21L203 24L204 28L206 29V33H207L210 37H212V38H214V39H216V40L224 41V42H226L227 44H232V43H233L234 40L229 41V40H227L226 38L217 37V36L213 35L212 32L209 30L208 22H207L203 17H201V16L199 15V13L196 11V9L193 8V7L191 6V4H189V3L187 2V0H186V4H185ZM169 8H171V7H169ZM184 9H185V7H184ZM213 13H214V11H213ZM214 14H215V13H214ZM215 16H216V15H215ZM183 18H184V20L186 21V17H185V15H184V12H183ZM216 18H217V16H216ZM217 20H219V19L217 18ZM219 21H220V20H219ZM220 22H221V21H220ZM221 23H222V22H221ZM149 28H154V27L149 26V27L147 28V31H148ZM156 29H157V28H156ZM157 30H159V31H164V30H160V29H157ZM229 30H230V29H229ZM164 32H166V31H164ZM170 33H172V32H170ZM148 34H149V36H150L153 40L159 42V43L162 44L165 48H167L169 51L175 53L179 58H181V60H182L181 65H182L183 67H185V65H187V63L190 61V59H191V55H190V51H189V47H188V37H187L186 34H185L183 37H181L180 35L174 33L175 35L180 36L181 39H183V40L185 41V47L187 48L188 53H189V58H188V59H186L184 56H182L180 53H178L175 49L171 48L167 43H165V42H164L163 40H161L159 37H156V36L152 35L151 32L148 31ZM187 69H188L189 72H192V70H191L190 68H187ZM201 73H204V74H206V75L212 77V79H214V80L216 81V83L220 85V83L217 81V79H216L215 77H213L211 74H209V73H207V72H205V71L197 72V76H198L197 88L201 89V91H200V93L197 95V94H196V89H197V88H195V89L193 90V93L189 96V99L192 101V103L196 106V108H197L198 110H202V111H205V112H206V115H205V117H204V120H205V122L207 123V125L209 126V128L212 129V130H216V131H218V132L220 133V135H224L225 137H227V133H223V132L221 131V129H219V128H217V127H214L213 124H209V123H208V120H211V119H209V115H210L211 112H208V111L205 110V109H201V108L196 104V102H195L193 99H191V97H192L193 95H197V99H200V98H199L200 96H205L207 99H200V100H202V101H206L208 104H210V101H211V100L217 95V94H216L215 96H208V95H207V90H208V89H207V85L204 84V83L201 81V79H200ZM220 88H221V85H220ZM210 105H211V104H210ZM211 106H212V105H211ZM212 107H213V106H212ZM212 121H213L215 124H224L223 122L217 123V122L214 121V120H212ZM224 125H225V124H224ZM225 126H226V127H230V126H227V125H225ZM231 128H232V127H231ZM235 131H236V130H235ZM240 133H241V132H240ZM242 134H243V133H242ZM244 135H245V134H244ZM213 137H215V136H212V137H210L209 139H212ZM209 139H208V140H209ZM194 154H195L198 158H200V159L202 160L201 162H197V163H202V162H203V158L200 157V156H198L196 153H194ZM188 163H195V162H187L186 165H187ZM185 219H187V218H185ZM187 221L190 222L192 225H194V227H196L199 231H201V230L199 229V227H198L197 225H195L192 221H189V220H187ZM203 238H204V237H203ZM204 240H205L207 243L214 245V246L217 248V250L220 251V252L223 254L222 250H221L218 246H216L214 242H212V241H208L206 238H204ZM245 245H248L249 247H251V245H249L247 242H244L242 246H245ZM245 247H247V246H245ZM229 258H230V257H229ZM233 261H235V260H233ZM235 262H237V263L239 264V261H235Z\"/></svg>",
    "mask_w": 264,
    "mask_h": 264
},
{
    "label": "bare ground",
    "instance_id": "6",
    "mask_svg": "<svg viewBox=\"0 0 264 264\" xmlns=\"http://www.w3.org/2000/svg\"><path fill=\"white\" fill-rule=\"evenodd\" d=\"M34 1H35V0H34ZM1 2H2V1H0V3H1ZM10 2H11V1H10ZM38 2H39V1H38ZM38 2H37V3H38ZM33 3H34V2H33ZM156 3H157V2H156ZM2 4H3V3H2ZM10 4H11V3H10ZM19 4H20V3H19ZM4 5H5V4H4ZM17 5H18V4H17ZM17 5H16V7L19 6V5H18V6H17ZM21 5H22V3H21ZM21 5H20V6H21ZM156 5H157V4H156ZM39 6H40V5H39ZM73 6H74V5H73ZM1 7H2V6H1ZM5 7H6V6H5ZM28 7H30V6H28ZM149 7H150V6H149ZM22 8H23V7H22ZM151 8H153V7H151ZM161 8H164V7H161ZM20 9H21V8H20ZM39 9H40V8H39ZM154 9H155V8H154ZM73 10H74V9H73ZM159 10H160V9H159ZM163 10H164V9H163ZM32 11H34V10L32 9ZM148 11L150 12V10H148ZM5 12H6V11H5ZM72 12H73V11H72ZM0 13H1V12H0ZM161 13H162V12H161ZM184 13H185V12H184ZM15 14H16V13H15ZM44 16H45V15H44ZM23 17H24V16H23ZM53 17H54V16H53ZM43 18H44V17H43ZM25 19H26V18H25ZM48 19H49V18H48ZM54 19H55V18H54ZM56 20H57V19H56ZM174 20H175V19H174ZM47 21H48V20H47ZM41 25H42V23H41ZM45 25H48V24L45 23ZM54 25H55V23H54ZM35 26H37V25H35ZM42 26H43V25H42ZM48 26H49V25H48ZM49 27H50V26H49ZM196 27H197V26H196ZM46 28H47V27H46ZM179 28H180V27H179ZM52 29H53V28H52ZM71 29H72V28H71ZM181 29H182V28H181ZM194 29H195V27H194ZM27 30H28V29H27ZM31 30H32V29H31ZM197 30H198V29H197ZM37 31H38V30H37ZM52 31H53V30H52ZM52 31H50V32H52ZM145 31H146V30H145ZM187 31H188V30H187ZM55 32H56V31H55ZM74 33H75V32H74ZM182 33H183V32H182ZM205 33H206V32H205ZM35 34H36V33H35ZM43 34H44V33H43ZM50 34H52V33H50ZM72 34H73V32H72ZM206 34H207V33H206ZM206 34H205V35H206ZM16 35H17V34H16ZM45 35H46V34H45ZM70 35H71V34H70ZM80 35H81V34H80ZM180 35H181V34H180ZM41 36H42V35H41ZM55 36H56V35H55ZM191 36H192V35H191ZM43 37H45V36H43ZM47 37L49 38V36H47ZM64 37H65V36H64ZM81 37H82V36H81ZM38 38H39V37H38ZM48 38H47V39H48ZM50 39H52V38H50ZM106 39H107V38H106ZM142 39H143V38H142ZM210 39H211V38H210ZM40 40H43V39H40ZM64 40H65V39H64ZM115 40H116V38H115ZM145 40H146V39H145ZM147 40H148V39H147ZM31 41H33V40H31ZM44 41H45V40H44ZM74 41H75V40H73V42H74ZM143 41H144V40H143ZM143 41H142L141 43H143ZM192 41H193V40H192ZM62 42H63V41H62ZM97 42H98V41H97ZM102 42H103V41H102ZM114 42H115V41H114ZM116 42H117V41H116ZM217 42H218V41H217ZM44 43H45V42H44ZM56 43H57V42H56ZM74 43H75V42H74ZM104 43H105V42H104ZM107 43H108V42H107ZM144 43H145V42H144ZM31 44H32V43H31ZM34 44H35V43H34ZM34 44H33V45H34ZM57 44H58V43H57ZM99 44H100V43H99ZM105 44H106V43H105ZM151 44H152V43H151ZM157 44H158V43H157ZM157 44H156V45H157ZM46 45H47V44H46ZM52 45H53V44H52ZM74 45H75V44H74ZM107 45H109V44H107ZM112 45H113V43H112ZM34 46H35V45H34ZM63 46H64V45H63ZM69 46H70V45H69ZM105 46H106V45H105ZM114 46H115V45H114ZM159 46H160V45H159ZM24 47H25V46H24ZM26 47H27V46H26ZM31 47H33V46L31 45ZM53 47H55V46H53ZM77 47H79V46H77ZM106 47H107V46H106ZM108 47H109V46H108ZM108 47H107V48H108ZM111 47H112V46H111ZM115 48H116V47H115ZM33 49H34V48H33ZM36 49H40V48H36ZM56 49H57V48H56ZM70 49H71V48H70ZM72 49H73V48H72ZM77 49H78V48H77ZM84 49H85V48H84ZM101 49H102V47H101ZM109 49H110V47H109ZM224 49H225V47H224ZM112 50H114V49H112ZM165 50H166V49H165ZM6 51H8V48H7ZM83 51H84V50H83ZM93 51H94V50H93ZM96 51H98V53H99L100 50H96ZM103 51H104V50H103ZM109 51H110V50H109ZM14 52H15V51H14ZM73 52H74V51H73ZM101 52H102V51H101ZM169 52H170V51H169ZM223 52H224V51H223ZM115 53H116V52H115ZM3 54H4V53H3ZM91 54H93V52H92ZM102 54H104V53H102ZM111 54H112V53H111ZM39 55H40V54H39ZM58 55H59V54H58ZM217 55H218V53H217ZM40 56H41V55H40ZM75 56H76V55H75ZM120 56H122V55H120ZM54 57H55V56H54ZM103 57H104V56H103ZM3 58H4V56H3ZM55 58H56V57H55ZM78 58H80V57H78ZM178 58H179V57H178ZM29 59H31V57H30ZM64 59H65V58H64ZM84 59H85V58H84ZM100 59H101V56H100ZM2 60H3V59H2ZM89 60H91V59H89ZM103 60H104V59H103ZM126 60H127V59H126ZM201 60H202V59H201ZM214 60H215V59H214ZM247 60H248V59H247ZM28 61H29V60H28ZM35 61H36V60H35ZM123 61H124V60H123ZM210 61H211V60H210ZM92 62H93V60H92ZM129 62H130V61H129ZM207 62H208V61H207ZM31 63H32V62H31ZM36 63H37V62H36ZM52 63H53V62H52ZM66 63H68V62H66ZM95 63H96V62H95ZM63 64H64V63H63ZM119 64H120V63H119ZM169 64H170V63H169ZM37 65H38V64H37ZM97 65H98V64H97ZM126 65H128V63H127ZM32 66H34V65H32ZM46 66H47V65H46ZM178 66H181L180 63H179ZM207 66H208V65H207ZM213 66H214V65H213ZM70 67H72V66L70 65ZM127 67H129V66H127ZM181 67H182V66H181ZM210 67H211V66H210ZM215 67H216V66H215ZM250 67H251V66H250ZM250 67H249V68H250ZM33 68H34V67H33ZM65 68L67 69V67H65ZM140 68H141V67H140ZM4 69H7V68H4ZM66 69H65V70H66ZM206 69H207V68H206ZM61 70H62V69H61ZM65 70H64V71H65ZM73 70H74V69H73ZM250 70H251V69H250ZM44 71H45V70H44ZM109 71H111V70H109ZM113 71H114V70H113ZM197 71H199V70H197ZM205 71H206V70H205ZM248 71H249V70H247V72H248ZM256 71H257V70H256ZM256 71H255V74L257 73ZM39 72H40V71H39ZM107 72H108V71H107ZM243 72H244V71H243ZM4 73H5V72H4ZM37 73H38V71H37ZM54 73H55V72H54ZM71 73H73V72H71ZM108 73H109V72H108ZM245 73H246V72H245ZM245 73H244V74H245ZM250 73H251V72H250ZM258 73H259V72H258ZM258 73H257V74H258ZM73 74H74V73H73ZM83 74H84V73H83ZM109 74H111V73H109ZM177 74H178V73H177ZM186 74H187V73H186ZM210 74H212V73H210ZM69 75H70V74H69ZM71 75H72V74H71ZM249 75H251V74H249ZM259 75H260V74H259ZM37 76H38V75H37ZM106 76H107V74H106ZM190 76H191V75H190ZM256 76H257V75H256ZM34 77H35V76H34ZM84 77H85V76H84ZM104 77H105V76H103V78H104ZM108 77H109V76H108ZM108 77H107V78H108ZM141 77H142V76H141ZM214 77H215V76H214ZM217 77H218V75H217ZM257 77H258V76H257ZM35 78H36V77H35ZM49 78H52V77H49ZM215 78H216V77H215ZM36 79H37V78H36ZM44 79H45V78H44ZM78 79H79V78H78ZM104 79H105V78H104ZM192 79H193V78H192ZM40 80H41V79H40ZM75 80H76V79H75ZM178 80H179V78H178ZM217 80H218V79H217ZM247 80H248V79H247ZM92 81H93V80H92ZM47 82H48V81H47ZM76 82H77V81H76ZM73 83H74V82H73ZM83 83H84V82H83ZM178 83H179V82H178ZM219 83H220V82H219ZM79 84H80V82H79ZM79 84H78V85H79ZM90 84H91V83H90ZM175 84H176V83H175ZM21 85H22V84H21ZM85 85H86V84H85ZM93 85H94V84H93ZM134 85H135V83H134ZM49 86H50V85H49ZM95 87H96V86H95ZM135 87H136V86H135ZM26 88H27V87H26ZM70 88H71V87H70ZM70 88H69V89H70ZM85 88H86V87H85ZM186 88H187V87H186ZM240 88H241V87H240ZM23 89H24V88H23ZM59 89H60V88H59ZM61 89H62V88H61ZM66 89H67V88H66ZM97 89H99V88H97ZM117 89H118V88H117ZM237 89H238V88H237ZM237 89H236V90H237ZM21 90H22V89H21ZM63 90H64V89H63ZM99 90H100V89H99ZM99 90H98V91H99ZM118 90H119V89H118ZM222 90H223V89H222ZM50 91H52V90H50ZM88 91H89V90H88ZM91 91H92V90H91ZM237 91H238V90H237ZM52 92H53V91H52ZM56 92H57V91H56ZM59 92H60V90H59ZM86 92H87V91H86ZM100 92H101V91H100ZM114 92H115V91H114ZM190 92H191V91H190ZM19 93H20V92H19ZM61 93H63V92H61ZM118 93H119V92H118ZM118 93H117V94H118ZM121 93H122V92H121ZM220 93H221V92H220ZM238 94H240V93L238 92ZM255 94H256V93H255ZM218 95H219V94H218ZM58 96H59V95H58ZM87 96H88V95H87ZM105 96H106V95H105ZM219 96H220V95H219ZM47 97H48V96H47ZM112 97H113V96H112ZM122 97H123V96H122ZM236 97H237V95H236ZM239 97H240V96H239ZM34 98H35V97H34ZM37 98H38V97H37ZM61 98H62V97H61ZM67 98H68V96H67ZM113 98H114V97H113ZM59 99H60V98H59ZM107 99H108V98H107ZM111 99H112V98H111ZM111 99H110V100H111ZM30 100H31V99H30ZM121 100H122V99H121ZM3 102H4V101H3ZM8 102H10V101H8ZM15 102H16V100H15ZM108 102H109V101H108ZM10 103H11V102H10ZM119 103H120V102H119ZM12 104H13V103H12ZM17 104H18V103H17ZM17 104H16L15 106H17ZM78 104H79V103H78ZM108 104H110V103H108ZM121 104H122V103H121ZM216 104H217V103H216ZM106 105H107V104H106ZM219 105H220V104H219ZM250 106H251V105H250ZM92 107H93V106H92ZM216 107H217V106H216ZM150 108H151V107H150ZM92 109H93V108H92ZM146 109H147V108H146ZM195 109H197V108L195 107ZM217 110H218V109H217ZM66 111H67V110H66ZM83 111H84V110H83ZM94 111H95V110H94ZM109 111H110V110H109ZM198 111H199V110H198ZM75 112H76V111H75ZM97 113H98V112H97ZM201 113H202V112H201ZM204 113H205V112H204ZM204 113H202V114H204ZM93 114H94V113H93ZM145 114H146V113H145ZM145 114H144V115H145ZM215 114H216V113H215ZM72 115H73V114H72ZM84 115H85V114H84ZM107 115H108V114H107ZM69 116H70V115H69ZM89 116H90V115H89ZM91 116H93V115H91ZM146 117H147V115H146ZM201 117H202V115H201ZM201 117H200V118H201ZM251 117H252V116H251ZM90 118H91V117H90ZM90 118H89V119H90ZM95 118H96V117H95ZM97 118H98V117H97ZM138 118H139V117H138ZM210 118H211V117H210ZM104 119H105V118H104ZM17 120H18V119H17ZM41 120H42V119H41ZM102 120H103V119H102ZM108 120H109V118H108ZM201 120H203V119H201ZM15 121H16V120H15ZM177 121H178V120H177ZM16 122H18V121H16ZM101 122H102V121H101ZM181 122H182V120H181ZM203 122H204V121H203ZM40 123H41V122H40ZM96 123H97V121H96ZM103 123H104V122H103ZM204 123H205V122H204ZM33 124H35V123H33ZM33 124H32V125H33ZM50 124H51V123H50ZM88 124H89V123H88ZM105 124H107V122H106ZM110 124H111V123H110ZM99 125H100V124H99ZM130 125H131V124H130ZM143 125H144V124H143ZM206 125H207V124H206ZM86 126H87V123H86ZM107 126H108V125H107ZM112 126H113V125H112ZM127 126H128V125H127ZM145 126H146V125H145ZM13 127H14V126H13ZM35 127H36V126H35ZM94 127H95V126H94ZM101 127H102V126H101ZM104 127H105V126H104ZM104 127H103V128H104ZM137 127H138V126H137ZM147 127H148V125H147ZM150 127H151V126H150ZM14 128H15V127H14ZM43 128H44V127H43ZM84 128H85V127H84ZM86 128H87V127H86ZM99 128H100V127H99ZM99 128H98V129H99ZM124 128H125V127H124ZM127 128H129V126H128ZM131 128H132V127H131ZM131 128H130V130H131ZM9 129H10V128H9ZM31 129H33V128H31ZM46 129H47V128H46ZM91 129H92V128H91ZM112 129H113V128H112ZM133 129H134V128H132V130H133ZM137 129H138V128H137ZM140 129H141V128H140ZM142 129H143V128H142ZM147 129H148V128H147ZM10 130H11V129H10ZM42 130H45V128L42 129ZM48 130H49V129H48ZM48 130H47V131H48ZM50 130H52V129H50ZM118 130H119V129H118ZM12 131H13V130H12ZM33 131H34V130H33ZM40 131H41V130H40ZM52 131H53V130H52ZM56 131H57V130H56ZM58 131H59V130H58ZM95 131H96V130H95ZM134 131H135V130H134ZM134 131H132V132H134ZM146 131H147V130H146ZM44 132H45V131H44ZM44 132H43V133H44ZM87 132H88V131H87ZM102 132H104V131H102ZM105 132H107V131H105ZM113 132H114V131H113ZM115 132H116V131H115ZM130 132H131V131H130ZM139 132H140V131H139ZM175 132H177V131H175ZM175 132H174V133H175ZM179 132H180V131H179ZM45 133H46V132H45ZM137 133H138V132H137ZM142 133H143V132H142ZM182 133H184V132H182ZM33 134H34V132H33ZM46 134H47V133H46ZM55 134H56V133H55ZM93 134H94V133H93ZM95 134H96V133H95ZM95 134H94V136H95ZM151 134H152V133H151ZM20 135H21V134H20ZM96 135H98V134H96ZM102 135H103V134H102ZM102 135H101V136H102ZM148 135H149V134H148ZM183 135H184V134H183ZM99 136H100V135H99ZM21 137H22V136H21ZM24 137H25V136H24ZM174 137L176 138L177 135L174 136ZM22 138H23V137H22ZM45 138H46V137H45ZM77 138H78V137H77ZM29 139H30V138H29ZM94 139H95V138H94ZM25 140H26V139H25ZM175 140H176V139H175ZM29 141H30V140H29ZM33 141H34V140H33ZM58 141H59V140H58ZM88 141H89V140H88ZM92 141H93V140H92ZM25 142H26V141H25ZM93 142H94V141H93ZM95 142H96V141H95ZM27 143H28V142H27ZM63 143H64V142H63ZM31 144H32V143H31ZM59 144H60V143H59ZM80 144H81V143H80ZM97 144H98V143H97ZM172 144H173V143H172ZM64 145H65V144H64ZM66 145H67V144H66ZM19 146H20V145H19ZM67 146H68V145H67ZM21 147H22V146H21ZM68 147H69V146H68ZM176 147H177V146H176ZM184 147H185V146H184ZM15 148H16V147H15ZM45 148H46V147L43 146V149H44V150H45ZM96 148H97V147H96ZM19 149H20V148H19ZM70 149H71V147H70ZM119 149H120V147H119ZM177 149H178V148H177ZM44 150H43V151H44ZM61 150H62V149H61ZM25 152H26V151H25ZM33 152H34V151H33ZM182 152H183V151H182ZM31 153H32V152H31ZM67 153H68V152H67ZM44 154H45V153H44ZM44 154H43V155H44ZM104 154H105V153H104ZM9 155H10V154H9ZM27 155H28V153H27ZM34 155H35V154H34ZM40 155H41V154H40ZM45 155H46V154H45ZM59 155H60V154H59ZM106 155H107V154H106ZM187 155H188V154H187ZM3 156H4V155H3ZM183 156H184V155H183ZM11 157H12V155H11ZM31 157H32V155H31ZM34 157H35V156H34ZM73 157H74V156H73ZM73 157H72V158H73ZM134 157H135V156H134ZM38 158H39V157H38ZM62 158H63V157H62ZM29 159H30V158H29ZM65 159H66V158H65ZM69 159H70V158H69ZM125 159H126V158H125ZM141 159H142V158H141ZM141 159H140V160H141ZM181 159H182V157H181ZM183 159H185V158H183ZM15 160H16V158H15ZM15 160H14V161H15ZM25 160H27V158H26ZM131 160H132V159H131ZM14 161H13V162H14ZM41 161H42V160H41ZM41 161H40V162H41ZM62 161H64V160H62ZM81 161H82V160H81ZM126 161H127V160H126ZM189 161H190V160H189ZM37 162H38V161H37ZM44 162H45V161H44ZM52 162H53V160H52ZM64 162H65V161H64ZM97 162H98V161H97ZM97 162H96V163H97ZM175 162H176V160H175ZM17 163H18V161H17ZM101 163H103V161L100 162V164H101ZM127 163H128V162H127ZM10 164H12V163H10ZM42 164H43V162H42ZM98 164H99V162H98ZM103 164H104V163H103ZM107 164H108V163H107ZM21 165H22V164H21ZM73 165H74V164H73ZM121 165H122V164H121ZM15 166H16V165H15ZM101 166H102V165H101ZM17 167H18V166H17ZM19 167H20V166H19ZM70 168H71V167H70ZM74 168H75V167H74ZM74 168H73V169H74ZM20 169H21V168H19V171H20ZM23 169H24V168H23ZM29 169H31V168H29ZM80 169H81V168H80ZM106 169H108V168H106ZM15 170H16V169H15ZM15 170H14V171H15ZM25 170H26V168H25ZM90 170H91V169H90ZM108 170H110V169H108ZM112 170H113V169H112ZM110 171H111V170H110ZM146 171H147V170H146ZM3 172H4V170H3ZM31 172H35V171H31ZM139 172H140V171H139ZM140 173H141V172H140ZM146 173H147V172H146ZM5 174H6V173H5ZM12 174H13V173H12ZM15 174H16V172H15ZM25 174H26V173H25ZM144 174H145V173H144ZM26 175H27V174H26ZM107 175H108V174H107ZM3 176H4V175H3ZM146 176H147V175H146ZM25 177H26V176H25ZM29 177H30V176H29ZM31 177H32V176H31ZM35 177H36V176H35ZM122 177H123V176H122ZM142 177H144V176H142ZM166 177H167V176H166ZM113 178H114V177H113ZM135 178H136V177H135ZM164 178H165V177H164ZM35 179H36V178H35ZM38 179H40V177H38ZM59 179H60V178H59ZM59 179H58V180H59ZM71 179H73V178H71ZM82 179H83V178H82ZM26 180H27V179H26ZM77 180H79V179H77ZM94 180H95V179H94ZM139 180H140V179H139ZM104 181H105V180H104ZM75 182H77V181H75ZM170 182H171V181H170ZM48 183H49V182H48ZM79 183H80V182H79ZM172 183H174V180H173ZM142 184H143V183H142ZM178 184H179V183H178ZM29 185H32V186H33V184H32L31 181H30ZM84 185H85V184H84ZM175 185H176V183H175ZM179 185H180V184H179ZM14 186H15V185H14ZM177 186H178V185H177ZM19 187H20V186H19ZM183 187H184V186H183ZM16 188H18V187L16 186ZM25 188H26V187H25ZM55 188H56V187H55ZM169 188H170V187H169ZM24 190L26 191V189H24ZM181 190H182V189H181ZM20 191H21V190H20ZM30 191H31V190H30ZM82 191H83V190H82ZM84 191H85V190H84ZM170 191H172V190H170ZM173 191H174V188H173ZM168 192H169V191H168ZM171 193H172V192H171ZM74 194H75V193H74ZM31 195H32V194H31ZM47 195H48V194H47ZM60 195H61V194H60ZM64 195H65V194H64ZM73 197H74V196H73ZM37 198H38V197H37ZM71 198H72V197H71ZM76 198H77V197H76ZM35 199H36V198H35ZM63 200H64V199H63ZM66 201H67V200H66ZM84 201H86V200H84ZM81 202H82V201H81ZM88 202H89V201H88ZM29 203H30V202H29ZM85 203H86V202H85ZM23 204H24V203H23ZM27 204H28V203H27ZM43 204H44V203H43ZM86 204H87V203H86ZM31 205H32V204H31ZM80 205H81V204H80ZM94 205H95V204H94ZM7 206H8V205H7ZM82 206H83V205H82ZM163 206H164V204H163ZM33 207H34V206H33ZM54 207H55V206H54ZM34 208H35V207H34ZM54 209H55V208H54ZM18 211H19V210H18ZM54 211H55V210H54ZM6 213H7V212H6ZM16 214H17V213H16ZM22 214H23V213H22ZM40 214H41V213H40ZM58 214H59V213H58ZM19 215H20V214H19ZM22 216H23V215H22ZM24 216H25V215H24ZM24 216H23V217H24ZM11 217H12V216H11ZM14 217H15V216H14ZM15 218H16V217H15ZM28 218H29V217H28ZM33 218H34V217H33ZM102 218H103V217H102ZM24 219H25V218H24ZM30 219H31V218H30ZM35 219H36V218H35ZM35 219H34V220H35ZM111 219H112V218H111ZM115 219L118 221L120 218H119V219L115 218ZM19 220H20V219H19ZM21 220H22V219H21ZM22 221H23V220H22ZM25 221H26V220H25ZM39 221H40V220H39ZM117 221H115V222L119 224V222H117ZM18 222H19V221H18ZM59 223H60V222H59ZM61 223H62V222H61ZM105 223L107 224V222H105ZM110 223H111V222H110ZM30 225H32V224H30ZM59 225H60V224H59ZM62 225H65V224L62 223ZM109 225H110V224H109ZM15 226H16V224H15ZM39 226H40V225H39ZM111 226H112V225H111ZM36 227H37V226H36ZM40 228H41V227H40ZM108 229H109V228H108ZM57 230H58V229H57ZM13 231H14V230H13ZM13 231H12V232H13ZM111 231H112V229H111ZM5 232H6V231H5ZM10 232H11V231H10ZM117 232H118V231H117ZM22 233H23V232H22ZM35 233H36V232H35ZM37 233H38V232H37ZM40 236H41V235H40ZM60 236H61V235H60ZM11 237H12V236H10V238H11ZM19 237H20V236H19ZM20 238H21V237H20ZM24 239H25V237H24ZM30 239H31V237H30ZM35 239H36V238H35ZM50 239H52V238H50ZM58 239H60V238H58ZM67 239H68V238H67ZM67 239H66V240H67ZM4 240H6V236H5V239H4ZM8 240H9V239H8ZM14 240H15V239H14ZM63 240H64V239H63ZM52 241H53V240H52ZM62 242H63V241H62ZM41 243H42V242H41ZM64 243H65V242H64ZM23 244H24V243H23ZM49 244H50V243H49ZM55 244H56V243H55ZM47 245H48V244H47ZM64 245H65V244H64ZM45 247H46V246H45ZM50 247H52V246H50ZM41 248H42V247H41ZM54 249H55V248H54ZM59 249H60V248H59ZM64 252H65V251H64ZM70 252H71V251H70ZM111 252H112V251H111ZM61 253H62V252H61ZM83 253H84V252H83ZM65 255H66V253H65ZM63 256H64V255H63ZM59 257H61V256L59 255ZM68 257H69V256H68ZM80 257H81V256H80ZM64 258H65V257H64ZM71 258H72V256H71ZM74 259H75V258H74ZM76 259H77V258H76ZM76 259H75V260H76ZM79 259H80V258H79ZM98 259H99V258H98ZM100 259H101V258H100ZM68 260H69V259H68ZM72 261H73V260H72ZM95 261H96V260H95ZM100 261H101V260H100ZM77 263H79V262H77ZM101 263L103 264L102 261H101ZM71 264H72V263H71ZM74 264H75V263H74ZM81 264H82V263H81ZM104 264H105V263H104Z\"/></svg>",
    "mask_w": 264,
    "mask_h": 264
}]
</instances>
